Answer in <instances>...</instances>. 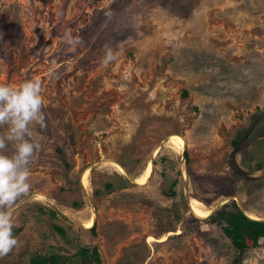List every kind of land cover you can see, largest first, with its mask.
Listing matches in <instances>:
<instances>
[{"label": "rangeland", "instance_id": "374dc122", "mask_svg": "<svg viewBox=\"0 0 264 264\" xmlns=\"http://www.w3.org/2000/svg\"><path fill=\"white\" fill-rule=\"evenodd\" d=\"M67 32L83 41L75 51ZM34 77L48 126L13 214L19 245L0 264L79 247L100 264H264V240L234 263L203 222L232 203L264 220V0H0V83Z\"/></svg>", "mask_w": 264, "mask_h": 264}, {"label": "clouds", "instance_id": "9594fccd", "mask_svg": "<svg viewBox=\"0 0 264 264\" xmlns=\"http://www.w3.org/2000/svg\"><path fill=\"white\" fill-rule=\"evenodd\" d=\"M71 51L83 43L71 32L65 33ZM111 49L104 63L113 60ZM39 78L24 80L18 86L0 83V257L19 245L13 234V214L18 201L30 192V165L41 147L37 137L47 129L45 100Z\"/></svg>", "mask_w": 264, "mask_h": 264}, {"label": "trees", "instance_id": "16d2710c", "mask_svg": "<svg viewBox=\"0 0 264 264\" xmlns=\"http://www.w3.org/2000/svg\"><path fill=\"white\" fill-rule=\"evenodd\" d=\"M182 95H185V92H182ZM237 140L232 142L233 146L237 145ZM55 152L58 155V159L63 163L64 168L67 170L70 166L66 162L64 158V152L60 147L55 146ZM176 183V180H173L168 187V192L165 193L169 196H174L173 187ZM107 192L111 189V185L108 184L106 187ZM232 193L231 191L228 194ZM73 206L78 207V203H73ZM233 207V210L227 209V206L216 210L212 215L205 218L203 222L209 224H216L223 235L228 239L230 247L236 252V259H234V263H238V261L242 258L245 251L247 250V241L251 242V245L258 246L260 245V240H264V220H251L244 216L242 212L236 207L234 203L230 205ZM36 210L40 214L48 213L50 217L55 215V211L53 210H44L42 207L38 206ZM193 222H198L196 219L192 220ZM53 230L60 236L65 235L64 230L57 226L52 225ZM19 230H16L17 233ZM90 232H94V226L90 228ZM78 256L82 258V261H92L94 264H100L99 254L95 247L77 248L75 254L70 257H65L59 254L51 253L48 255H38L32 254L28 259L27 264H64L65 262L72 259V257Z\"/></svg>", "mask_w": 264, "mask_h": 264}, {"label": "bare ground", "instance_id": "6f19581e", "mask_svg": "<svg viewBox=\"0 0 264 264\" xmlns=\"http://www.w3.org/2000/svg\"><path fill=\"white\" fill-rule=\"evenodd\" d=\"M169 143L174 145V147L177 148L179 151H181L185 145L184 140H183L182 136H180V135L170 136L169 137ZM118 169L121 173H124V170L121 167H118ZM150 175H151V165L149 164L147 166V168L144 170V172L142 173V175L136 180V184L143 185V184L147 183L148 182L147 180L149 179ZM86 176H87V172H85L83 174V176H82L83 180H85ZM39 198H42V197H39ZM190 203H191L190 204V210H191V213L194 215V217L204 219L201 217H205V215L208 214L207 210H205L204 207L197 201H192ZM91 226H92V221H88L86 228L88 229ZM163 239H164V237H162V239H160V240H163Z\"/></svg>", "mask_w": 264, "mask_h": 264}, {"label": "water", "instance_id": "95a60500", "mask_svg": "<svg viewBox=\"0 0 264 264\" xmlns=\"http://www.w3.org/2000/svg\"><path fill=\"white\" fill-rule=\"evenodd\" d=\"M129 181H130L131 183H134L133 180L130 179V178H129ZM216 209H217V208L214 206V208H212V210L210 211L209 215L212 214ZM238 209L240 210V212H242V214H243L244 216H246V215L243 213V211H242L239 207H238ZM246 217H247V216H246ZM194 218H197V217H194ZM247 218H248V217H247ZM197 219H200V218H197Z\"/></svg>", "mask_w": 264, "mask_h": 264}]
</instances>
